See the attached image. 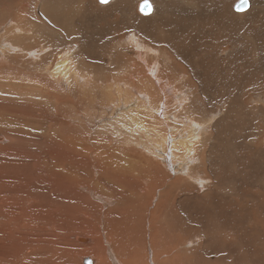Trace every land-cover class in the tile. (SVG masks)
Segmentation results:
<instances>
[{"label":"rangeland","instance_id":"obj_1","mask_svg":"<svg viewBox=\"0 0 264 264\" xmlns=\"http://www.w3.org/2000/svg\"><path fill=\"white\" fill-rule=\"evenodd\" d=\"M43 1L0 0V46L6 49L5 53H0V114L3 115L0 119H6L13 114L19 117L17 124H13L14 128L19 130L25 126L28 129L26 135L21 136L22 141L19 143L4 142L3 145L0 142V164L4 162L3 165H12L15 168L19 162L11 156L5 157V154H18L14 156L15 158L23 154L26 159L22 160L25 162L34 159L32 153L40 152L48 147L52 148L43 156L47 161L39 167V174L32 166L34 160L28 166H24L25 169L30 168L27 179L20 173L15 176L0 174L1 189L10 183L18 186V191L13 192L11 197L14 198L11 199L19 200L24 204H20L21 207L26 206V201L29 200L30 204L33 202L32 210L41 209L44 211L42 217L48 216V221L43 217L44 222L40 219L37 221L34 217L26 219V213L23 215L24 218L19 217L21 210L10 207L6 198L9 193L0 190L2 195L0 199V264H17L21 260V264H88L85 259L91 257L93 251L98 253L96 254L98 257H103L100 252L104 250L103 246L106 249L109 238L113 245L120 244L124 248L128 255V264H199V262L200 264H264V247L259 248L254 245L256 238L260 239L261 244L264 243V151H262L264 150V92L262 90L254 92L250 89L258 85L263 86L264 74L260 72V67L256 69L257 65L254 63L253 72L251 71L250 74H245L242 69H235L236 72L233 71L232 76L229 74V77L222 73V70L217 72L213 70L214 73L207 75V71H203L202 68L196 71L194 66H199L188 58L190 57L188 53L179 51L182 54L177 55L173 45H170V42L176 41L171 39L168 41L165 39L166 42H170L168 46L163 45L161 48L170 58H163V53L159 59L152 60L151 56L155 54L153 48L141 47L145 41L151 43L152 38L141 37L144 26L147 27L145 31H154V26L134 23L129 13L132 10L137 11L142 0H118L116 5H105L106 8H103L97 0H70L63 5H59L56 0ZM46 7L54 11L51 12ZM58 10L60 11L57 12ZM103 11H106V15ZM138 12L141 11L138 10ZM262 17L264 16L255 18L253 29L248 28L252 25L253 19H243L246 23H243V27L247 28L245 33H252L255 30L264 32V20L260 21ZM172 19L178 25L179 21H176L175 15ZM168 21L171 23L170 20ZM261 25L262 28H260ZM14 26L21 30H10ZM20 32L21 36L18 35ZM134 34L138 35L137 39L140 41L136 42L138 45L130 37ZM240 39L241 43L251 42L246 38ZM128 42H131V45L127 44ZM17 47H21L22 51ZM26 50H30L28 54ZM60 51L71 62V67L73 69L76 67L78 71L76 75L80 74L82 78L74 91L61 87L59 83L56 84L52 77L45 75L41 70L35 67L30 68L32 65L30 66L29 63L41 65L55 63ZM140 51H145L147 56H141ZM245 54L241 53L242 60L247 58ZM245 62L246 67H250L249 61ZM156 63L161 67H156ZM158 70L165 71L166 78L168 73L176 78L170 81L171 85L166 80L167 83L163 80L166 84L161 81V85L156 86L157 90L152 91V94L147 92L144 97H141L140 80L147 74L154 79ZM39 71L41 75H38ZM137 73L141 77L133 78ZM197 73H199L198 76ZM241 73L246 76L243 75V77ZM195 76L200 79H194ZM49 77L50 79H47ZM74 78L75 75H73V81ZM182 81H186V84L183 83L186 86L181 85ZM220 81L235 84L238 88L232 87L234 89L226 90L219 89L221 86L218 88L210 86ZM105 83L113 87L110 88ZM131 83L135 88L130 86ZM253 84L255 85L251 86ZM174 85L180 86L179 90L172 89ZM97 86L102 87L101 90ZM137 98L140 99L139 112H142L143 117L145 116L143 122L139 115L134 118L135 121L132 115H129V111L131 114L137 113L133 110ZM118 99H122L123 103L128 102L125 101L126 99L131 102L130 105L127 104L128 107H122L125 109L122 110L123 118L120 117L122 114L119 115L120 110H117L116 116L112 118ZM180 99L183 101H179ZM74 101H78L80 108L73 105ZM169 105L172 106L169 107ZM151 106H154L156 110ZM41 109L44 111L42 117H35L38 115L37 110ZM75 111L77 115H74ZM62 113L67 116L74 115L79 122V125L75 127L79 133H84L86 127H90L91 150L83 149L84 146L90 145L88 141H84L83 146H78L76 151L67 145L60 146L57 138L48 135L49 128L59 130V125L68 121L63 118ZM28 118H31L30 121ZM52 121L59 124H51ZM68 123H71L70 120ZM0 124L1 127L7 128L12 125L1 120ZM189 130L193 134L194 130L200 136L195 140V151L191 157L189 155L185 161L182 155L176 159L173 158L168 145L167 147L164 145L167 153L162 152L160 145L163 144V137H173L171 143L182 145L181 136H186ZM257 136L258 140L254 141L253 138ZM79 140L82 141L80 136ZM178 149H175V152L186 155L181 146ZM165 155L168 156V161L164 160ZM192 158L198 159L194 161ZM153 165L156 171L152 168ZM151 170L156 174L149 175ZM34 174L35 177H33ZM177 178L179 182H175ZM172 182H175L173 186H171ZM13 184L9 191L13 189ZM18 192L19 195H15ZM43 205L49 207L43 208L45 207ZM48 208L50 210H47ZM45 210L50 211L51 215ZM103 217L106 220L102 219ZM143 228L147 229V245L141 242ZM149 229H151L152 237H155V244L152 246L156 251L149 244L151 240ZM104 230L107 236L104 235ZM23 236H25L24 239ZM91 238L95 240L90 241ZM134 238L142 239L134 240ZM220 254L222 255L219 256ZM108 257L112 264H119L110 254Z\"/></svg>","mask_w":264,"mask_h":264},{"label":"bare ground","instance_id":"obj_2","mask_svg":"<svg viewBox=\"0 0 264 264\" xmlns=\"http://www.w3.org/2000/svg\"><path fill=\"white\" fill-rule=\"evenodd\" d=\"M43 1V0H42ZM52 1V0H51ZM58 3H59V5H63V3H68L70 0H56ZM77 1V0H76ZM97 1H99V0H97ZM117 1L118 0H109V2H107V3H102V2H100L99 1V3H101V6H103V8L105 7L106 8V6H114V5H116V3H117ZM145 1H148L149 3H150V5H151V11L150 12H148V13H145V12H143V11H141L140 10V5H141V3H143V2H145ZM44 3H45V1H43ZM75 2V1H74ZM73 2V3H74ZM119 2H121V1H119ZM118 2V3H119ZM78 3V2H77ZM88 5H89V3H87ZM74 5H75V3H74ZM84 5V4H83ZM86 5V4H85ZM84 5V6H85ZM88 5H86V6H88ZM106 5V6H105ZM135 5V4H134ZM133 5V6H134ZM22 6H24V5H22ZM45 6V5H44ZM100 6V7H101ZM67 7V6H66ZM65 7V8H66ZM69 7V6H68ZM99 7V8H100ZM123 7H125V6H123ZM76 8V7H75ZM82 8H85V7H82ZM130 8H132V7H130ZM135 8V7H134ZM46 9H48V7H46ZM77 9V8H76ZM49 11H51L52 9H48ZM85 10V9H84ZM83 10V11H84ZM108 10V9H107ZM106 10V11H107ZM138 10H140L142 13H144V14H142L141 12H138ZM54 11V10H53ZM53 11H51V12H53ZM56 11V10H55ZM60 10H58L57 12H59ZM63 11V10H62ZM66 11H67V9H66ZM70 11V10H69ZM94 11H95V9H94ZM106 11L104 12V14L106 13ZM109 11H110V8H109ZM108 11V12H109ZM25 13H27L26 11H24ZM44 12V11H43ZM48 12V11H47ZM73 12H75V11H73ZM77 12V11H76ZM117 12V11H116ZM50 13V12H49ZM94 13V12H93ZM92 13V14H93ZM99 13V12H98ZM102 13V12H101ZM113 13V12H112ZM122 13V12H121ZM129 13L131 14V19L134 21V23H142V25H147V26H154V31L152 30V31H148V30H146L145 31V28H147L146 26H144V32H142V37L141 38H144L145 36H148L149 38H152V40H151V43H148V42H146L145 41V43H144V45H139V46H141V47H145L146 49H148L149 47H151V48H153V50L155 51V54H153L151 57H150V55H149V57L153 60V59H159V57H161L162 56V54L164 53L163 52V50L161 49V48H163V45L165 46H168V43L170 42H166V41H168V40H174V41H176L175 43H171L170 42V45L172 44L173 45V48H175V52H176V54L177 55H179V54H182V53H180L179 51H182V52H184V53H188V55L190 56V57H188L189 59H191L192 60V62L194 63V64H197L199 67H196V66H194V68L196 69V71L198 70H200L201 68L203 69V71H207V75L209 74H211V73H214V71L213 70H215L216 72L217 71H220V70H222L223 72L222 73H225L226 75H228V77H229V74L232 76V72L233 71H235V69L237 70V69H242L243 70V72L245 73V74H250L251 73V71L253 72V64L255 63L256 65H257V67H256V69L257 68H259L260 67V72L262 73V74H264V32L263 31H258L257 32V30H255V32H252V33H245L246 32V30H247V28L246 27H243V23H244V20L243 19H245V18H251V19H253V20H251V26L250 27H248V28H254L255 26V22H256V17L257 16H261V15H263L264 16V0H142V2H140L139 3V9H137V11H129ZM60 14V13H59ZM62 14V13H61ZM44 15H46L47 16V14H44ZM52 15V14H51ZM89 15V14H88ZM91 15V14H90ZM89 15V16H90ZM95 15V14H94ZM100 15V14H99ZM98 15V16H99ZM106 15V14H105ZM109 15V14H108ZM111 15V14H110ZM176 16V21L178 20L179 21V23H178V25H176L175 24V22L173 21V19H172V16ZM84 16V15H83ZM103 16V15H102ZM111 16H113V15H111ZM25 17V16H24ZM44 17V16H43ZM49 17V16H48ZM94 17V16H93ZM96 17V16H95ZM39 18V17H38ZM45 18V17H44ZM87 18V17H86ZM89 18V17H88ZM106 18V17H105ZM259 18V17H258ZM98 19V18H97ZM33 20V19H32ZM36 20V19H35ZM99 20V19H98ZM106 20V19H105ZM168 20H170L171 21V23L168 21ZM264 20V17H262L261 19H260V21H263ZM37 21V20H36ZM39 21H40V19H39ZM48 21V20H47ZM53 21V20H52ZM40 22H42V21H40ZM49 22V21H48ZM105 22V21H104ZM132 22V21H131ZM11 23V22H10ZM44 23V22H43ZM103 23V22H102ZM48 24V23H47ZM53 23H51V25H52ZM55 24H57V23H55ZM72 24V23H71ZM106 24V23H105ZM104 24V25H105ZM244 24H246V23H244ZM22 25V24H21ZM43 25V24H42ZM49 25V24H48ZM102 25V24H101ZM9 26V25H8ZM47 26V25H46ZM50 26V25H49ZM112 26V25H111ZM10 27V26H9ZM110 27V26H109ZM260 27V26H259ZM264 27V26H263ZM22 28V27H21ZM35 28H36V26H35ZM260 28H262V25H261V27ZM1 29H2V27H1ZM17 30V29H20V28H18L17 26H14V27H12V28H10V30ZM25 29V28H24ZM24 29L22 30V31H24ZM28 29V28H27ZM131 29V28H130ZM9 30V31H10ZM21 30V29H20ZM26 30V29H25ZM63 30V29H62ZM99 30H100V27H99ZM64 31V30H63ZM73 31H75V30H73ZM129 31V30H128ZM97 32V31H96ZM100 32V31H99ZM102 32V31H101ZM28 33V32H27ZM92 33H93V31H92ZM78 34V33H77ZM76 34V35H77ZM107 34V33H106ZM126 34V33H125ZM129 34V33H128ZM18 35H22V33L20 32V34H18ZM102 35V34H101ZM105 35V34H104ZM103 35V36H104ZM79 36V35H78ZM129 36V35H128ZM127 36V37H128ZM133 36V37H132ZM132 36H130L131 38H132V41L134 42V43H139L140 41H139V39H137V37H138V35L136 36L135 34L134 35H132ZM130 37H129V39H130ZM246 38V39H249V40H251V42L248 44V42H247V44L246 43H241L242 42V40L240 39V38ZM128 39V38H127ZM165 39H166V41H165ZM101 40H102V38H101ZM13 41V40H12ZM34 41V40H33ZM144 41V40H143ZM99 43H100V41H99ZM101 43H103L102 41H101ZM123 43V42H122ZM125 43V42H124ZM136 43V44H137ZM154 43V44H153ZM43 44V43H42ZM127 44H130L131 45V42L129 43H127ZM122 45V44H121ZM126 45V44H125ZM124 45V46H125ZM138 45V44H137ZM137 45H136V47H137ZM92 46V45H91ZM123 46V45H122ZM16 47V46H15ZM42 47H43V45H42ZM133 47V46H132ZM18 48V47H17ZM150 48V49H151ZM177 48H179L180 50H178ZM18 49H21V47L20 48H18ZM40 49V48H39ZM60 49V48H59ZM70 49V48H69ZM138 49H142V48H138ZM149 49V51H150V53H151V50ZM8 50V49H7ZM45 50V49H44ZM143 50H145V49H143ZM153 50H152V52H153ZM21 51H22V49H21ZM29 51L30 50H26L25 52H27V54L29 53ZM35 51H36V49H35ZM148 51V50H147ZM174 51V50H173ZM6 52V49L4 48V47H2V46H0V53H5ZM24 52V51H23ZM141 53V56H143V55H145V51L143 52V51H140ZM175 52H174V54H175ZM63 52L62 51H60L59 52V54L57 55L58 56V60L55 62V63H48V64H44V65H41L40 63H29L30 64V68H32V67H35L36 69H39V70H41L45 75H47V76H50V77H52V79H53V81H55V83L56 84H58L59 83V85L61 86V87H66L67 89H69L70 91H74L75 90V87H77V83H78V81H80L82 78H81V76H80V74H78V75H76V73H78V71L76 70V67L73 69L72 67H71V62L70 61H68V59H67V57L65 56L64 57V53L62 54ZM179 53V54H178ZM241 53H246L247 54V58L245 59V60H242V57H241ZM38 54H40V53H38ZM138 54H139V51H138ZM245 54V55H246ZM7 55V54H6ZM42 55V54H41ZM172 55V54H171ZM176 55V56H177ZM5 56V55H4ZM35 56H37V55H35ZM73 56H74V54H73ZM109 56V55H108ZM147 55H145V57H146ZM183 56H185V55H183ZM70 57V56H69ZM137 57V56H136ZM163 58H165V59H167V58H170L169 57V55H167L166 53H164L163 54V56H162ZM178 57V56H177ZM6 57H4V59H5ZM37 58V57H36ZM143 58V57H142ZM183 58V57H182ZM182 58L180 59V61L182 60ZM184 58H186V57H184ZM110 59V58H109ZM179 59V58H178ZM187 59V58H186ZM0 60H1V58H0ZM6 60V59H5ZM139 60V59H138ZM137 60V61H138ZM141 60V59H140ZM143 60V59H142ZM144 60H146L145 58H144ZM162 60V59H161ZM176 60H177V58H176ZM246 60H248L249 61V65L248 66H250V67H246ZM6 61H8V60H6ZM52 61V60H51ZM75 61V60H74ZM134 62H135V60H133ZM12 62H13V60H12ZM157 62V61H156ZM183 62V61H182ZM144 63H145V61H144ZM151 63V62H150ZM6 64H7V62H6ZM13 64V63H12ZM189 64V63H188ZM4 65H5V63H4ZM21 65H22V63H21ZM75 65V64H74ZM74 65H72V66H74ZM146 65V64H145ZM156 67H161V66H158V64L156 63ZM174 67V66H173ZM185 67H187V66H185ZM154 68V67H153ZM152 69V68H151ZM157 69V68H156ZM159 69V68H158ZM189 69V68H188ZM255 69V68H254ZM147 70H148V68H147ZM153 70V69H152ZM165 70V69H164ZM245 70H247V72L245 71ZM38 71V70H37ZM41 71H39V73H38V75H41L40 74V72ZM159 71V70H158ZM167 71V70H166ZM26 72V71H25ZM32 72V71H31ZM190 72V71H189ZM236 72V71H235ZM234 72V73H235ZM240 72V71H239ZM257 72V71H256ZM255 72V73H256ZM15 73H17V72H15ZM22 73H23V71H22ZM30 73V72H29ZM126 73V72H125ZM154 73V72H153ZM155 73H157V71L155 72ZM164 73H165V71H163V70H161V71H159L158 72V74H157V76H154V79H153V76H151L152 77V79H150L151 77H149L148 76V74L147 75H144V77H143V81L142 80H140V83H141V85H140V92H139V94L141 95V97H144V94H146L147 92H150V94H152V91H154V90H157L156 89V86L158 87V85L160 84L161 85V81L163 82V80H164V82H169L170 84L169 85H171V82L170 81H172L173 80V78H176V77H174L172 74H167V78L164 76ZM219 73V72H218ZM150 75L152 74V73H149ZM196 74V73H195ZM198 74L199 73H197V76H198ZM216 74V73H215ZM242 74V73H241ZM245 74H242V76L243 75H245ZM29 75V74H28ZM31 75V74H30ZM73 75H75V78H74V81H73ZM129 75H131V74H129ZM220 75V74H219ZM235 75V74H234ZM238 75V74H237ZM257 75V74H256ZM261 75V74H260ZM259 75V76H260ZM35 76V75H34ZM140 76V74L139 73H137L136 74V76H133V78H137V77H139ZM240 76V75H239ZM246 76V75H245ZM255 76V75H254ZM258 76V77H259ZM45 77V76H44ZM50 77L49 78H47V79H50ZM113 77V76H112ZM127 77V76H126ZM141 77V76H140ZM148 77V78H147ZM193 77V76H192ZM219 77H221V76H219ZM219 77H217L218 79H219ZM236 77V76H235ZM244 77V76H243ZM242 77V78H243ZM257 77V76H256ZM29 78V77H28ZM181 78V80H183V78L182 77H180ZM199 79H200V77H198ZM198 78H196V76H195V78L194 79H198ZM234 78V77H233ZM21 79V78H20ZM42 79V78H41ZM193 79V78H192ZM237 79V78H236ZM241 79V78H240ZM255 79V78H254ZM257 79V78H256ZM29 80V79H28ZM35 80V79H34ZM113 80V79H112ZM166 80V81H165ZM253 80V79H252ZM37 81V80H36ZM43 81V80H42ZM113 81H115V80H113ZM176 81H178V80H176ZM194 81V80H193ZM217 81H219V80H217ZM230 81V80H229ZM237 81H238V79H237ZM237 81H235L236 83H237ZM111 82V81H110ZM163 82V83H164ZM166 82V83H167ZM195 82V81H194ZM241 82V81H240ZM250 82V81H249ZM253 82H254V80H253ZM252 82V83H253ZM257 82V81H256ZM263 82H264V80H263ZM31 83H34V82H31ZM37 83H39L38 81H37ZM103 83V82H102ZM109 83V82H108ZM108 83H105V85L107 84V86L108 87H110V84H108ZM121 83V82H120ZM136 83V82H135ZM166 83H164V84H166ZM183 83L184 84H186V81H182V84L181 85H183ZM247 83V82H246ZM245 83V84H246ZM50 84V83H49ZM79 84V83H78ZM113 84V83H112ZM117 84H119V83H117ZM121 84H123V82L121 83ZM125 84V83H124ZM127 84V83H126ZM178 84V83H177ZM191 84H194V83H191ZM196 84H197V82H196ZM200 84H201V81H200ZM203 84V83H202ZM238 84V83H237ZM258 84V83H257ZM256 84V85H257ZM14 85H16V84H14ZM17 85H19V84H17ZM43 85V84H42ZM129 85V84H128ZM128 85H127V88H128ZM136 85V84H135ZM199 85V84H198ZM248 85V84H247ZM255 84H253V85H251V86H254ZM24 86V85H23ZM101 86L103 87V85L101 84ZM125 86V88H126V85H124ZM130 86H132V83L130 84ZM168 86V85H167ZM175 86V87H174ZM174 86H172L171 88L172 89H177V90H179L178 88H180V86H178V85H174ZM184 86H186V85H183V87ZM200 86V85H199ZM210 86H216L217 88L219 87V86H221V87H219V89H234V88H238L237 86L235 87V84H231V83H229V84H227V82H223V81H220L219 83H216V84H212V85H210ZM4 87V86H3ZM19 87H21V86H19ZM47 87V86H46ZM97 87H99V86H97ZM96 87V88H97ZM101 87V88H102ZM111 87H113V85H111ZM110 87V88H111ZM133 87V86H132ZM161 87V86H160ZM163 87L165 88V85H163ZM193 87V86H192ZM232 87H234V88H232ZM66 88H65V90H66ZM72 88V89H71ZM74 88V89H73ZM101 88L99 87V89L101 90ZM129 88H131V87H129ZM133 88H135V87H133ZM162 88V87H161ZM186 88H188V87H186ZM244 88V87H243ZM243 88H241V90L243 89ZM38 89V88H37ZM61 89H63V88H61ZM105 89H106V87H105ZM105 89H103V90H105ZM114 89V88H113ZM112 89V90H113ZM119 89H120V87H119ZM189 89V88H188ZM203 89V88H202ZM252 91H263L264 92V83H263V86H254V87H251L250 88ZM249 89V90H250ZM64 90V89H63ZM107 90H108V88H107ZM134 91H135V89H133ZM184 90V89H183ZM218 90V89H217ZM44 91H45V89H44ZM121 91V90H120ZM127 91V90H126ZM114 92V91H113ZM119 92V91H118ZM163 92H164V90H163ZM174 92V91H173ZM200 92V91H199ZM218 92V91H217ZM66 93V92H65ZM67 93H68V91H67ZM97 94H98V92H96ZM99 93H100V91H99ZM110 93V92H109ZM108 93V94H109ZM112 93V92H111ZM115 93H116V91H115ZM114 93V94H115ZM170 93H172V92H170ZM183 93V92H182ZM240 93V92H239ZM248 93V92H247ZM120 94V93H119ZM137 94V93H136ZM157 94V93H156ZM155 94V95H156ZM178 94V93H177ZM240 94H242V93H240ZM69 95V94H68ZM102 95V94H101ZM112 95V94H111ZM155 95H153V96H155ZM163 95V94H162ZM168 95H170V94H168ZM178 95H180V94H178ZM189 95V94H188ZM219 95V94H218ZM248 95V94H247ZM262 95V94H261ZM264 95V94H263ZM88 96V95H87ZM108 96V95H107ZM117 96H118V94H117ZM117 96H115V97H117ZM125 96V95H124ZM147 96V95H146ZM145 96V97H146ZM174 96V95H173ZM220 96V95H219ZM227 96V95H226ZM103 97H105L104 95H103ZM111 96H109V98H110ZM157 97V96H156ZM175 97H177V96H175ZM179 97V96H178ZM181 97V96H180ZM179 97V98H180ZM223 97V96H222ZM228 97V96H227ZM121 98V97H120ZM133 98V97H132ZM148 98V97H147ZM150 98V97H149ZM161 98H162V96H161ZM182 98V97H181ZM247 98V97H246ZM9 99V98H8ZM151 99V98H150ZM149 99V100H150ZM168 99V98H167ZM222 99V98H221ZM232 99V98H231ZM235 99V98H234ZM248 99V98H247ZM111 100V99H110ZM109 100V101H110ZM145 100V99H144ZM143 100V101H144ZM152 100V99H151ZM155 100V99H154ZM176 100V99H175ZM182 99H180L179 101H181ZM246 100V99H245ZM251 100H252V98H251ZM125 101H128V102H126V103H123L122 102V99H118V101H117V105H115V108H116V110L112 113V115H111V117L112 116H116V111L117 110H120V114L119 115H121L122 114V116H120V117H122L123 118V111L122 110H125V109H122V107H128V105L127 104H129L130 105V102L131 101H129V99H126ZM136 101H137V103L136 102H134V105L135 106H133L132 104H131V106H133V110H134V112H137V113H135V114H131V112L129 111V115H132L131 117L134 119L135 117H138V115H139V117H140V119H142V122H143V119H144V117L141 115V113L139 112V107H138V105L140 104V99L139 98H137L136 99ZM148 100H146V102H147ZM170 101H173V100H170ZM183 101V100H182ZM75 102V104H73V105H75L76 107H78V101H74ZM80 102H81V100H80ZM112 102H114V101H112ZM111 102V103H112ZM142 102V101H141ZM145 102V101H144ZM143 102V103H144ZM169 102V101H168ZM12 103V102H11ZM85 103V102H84ZM109 102H107V104H108ZM115 104H116V102H114ZM136 103V104H135ZM143 103H142V105H143ZM151 103V102H150ZM162 103H164V102H162ZM179 104H180V102H178ZM233 103V102H232ZM72 104V103H71ZM88 104V103H87ZM144 104H147V103H144ZM160 104V103H159ZM158 104V105H159ZM166 104V103H165ZM173 104V103H172ZM175 104V103H174ZM183 104H186V103H183ZM161 105H163V104H161ZM181 106H182V104H180ZM187 105V104H186ZM105 106V105H104ZM117 106H118V108H117ZM157 106V105H156ZM155 106V107H156ZM167 106V105H166ZM172 106V105H171ZM170 105H169V107H171ZM239 106H240V103H239ZM238 105H236V107H238V108H240ZM75 107V108H76ZM130 107V106H129ZM154 107V106H153ZM152 106H151V108H153ZM160 107V106H159ZM184 107V106H183ZM183 107H181V108H183ZM242 107V106H241ZM69 108V107H68ZM73 108H74V106H73ZM78 108H80V107H78ZM112 108V107H111ZM147 108H150V107H147ZM146 108V109H147ZM162 108V107H161ZM257 108V107H256ZM86 109V108H85ZM154 109V108H153ZM163 109V108H162ZM171 109V108H170ZM244 109V108H243ZM67 110H69V109H67ZM141 110V109H140ZM154 110H156V109H154ZM178 110V109H177ZM259 110V109H258ZM22 111V110H21ZM71 111V110H70ZM73 111V110H72ZM111 111V110H110ZM122 111V112H121ZM149 111H152V110H149ZM169 111V110H168ZM176 111V110H175ZM8 112V111H7ZM15 112V111H14ZM43 109H41L40 111L39 110H37V114L38 115H36L35 117H42V115H43ZM76 112V111H75ZM157 112V111H156ZM160 112V111H159ZM10 113V112H9ZM68 113V112H67ZM70 113H72V112H70ZM111 113V112H110ZM153 113V112H152ZM163 113H164V111H163ZM173 113V112H172ZM176 113V112H175ZM39 114H41V115H39ZM63 114V113H62ZM62 114H61V117H62ZM171 114V113H170ZM1 116H0V118H2V114H0ZM11 115V114H10ZM74 115H77V112H76V114L74 113ZM74 115L72 114V115H70L69 114V116H67V114H63V118L66 120V119H68V121L70 120V122L71 123H68V121H64V122H62L60 125H59V127H60V129L59 130H57V129H54V128H49L48 129V135L49 136H53V137H55V138H57L58 139V143H59V145L60 146H64V145H67L70 149H73V150H76L77 151V148H78V146H83V142L84 141H88L89 143H90V145L89 146H84L83 147V149L84 150H87V151H89V149L91 150V129H90V127H86V130L85 129H83V131H84V133L83 132H81V133H79L78 132V130H76L75 129V127H77V125H79V122H77V120H76V118L74 117ZM146 115V114H145ZM150 115V114H149ZM161 115V114H160ZM164 115H165V113H164ZM237 115H238V113H237ZM7 116H9V115H7ZM53 116V115H52ZM55 116V115H54ZM57 116V115H56ZM104 116V115H103ZM109 116V115H108ZM168 116V115H167ZM175 116V115H174ZM173 116V117H174ZM256 116V115H255ZM21 117V116H20ZM77 117V116H76ZM82 117H83V115H82ZM114 117H112V118H114ZM117 117H119L118 115H117ZM141 117H143V118H141ZM150 117V116H149ZM158 117V116H157ZM160 117V116H159ZM168 117H170V116H168ZM179 117V116H178ZM261 117H263V116H261ZM108 118V117H107ZM127 118H128V116H127ZM175 118V117H174ZM264 118V117H263ZM29 119V121H30V119L31 118H28ZM28 119H24V120H28ZM121 119V118H120ZM129 119V118H128ZM159 119V118H158ZM168 119V118H167ZM177 119V118H176ZM1 120V122H8L9 124H12V125H10L9 126V128H7V127H5V126H3V127H1L0 126V132H1V134H0V142H1V144H9L10 142H14L15 143V141H16V143H19V142H21L22 141V135H26V133L28 132V129H27V127H25V126H23V127H21L19 130L17 129V128H14V126H13V124H17V122H18V120H19V117L17 116V117H15L13 114H12V116L10 117H8V118H6V119H0ZM137 120V119H136ZM151 120H153V119H151ZM155 120V119H154ZM159 120H161V117H160V119ZM212 120V119H211ZM240 120V119H239ZM248 120V119H247ZM78 121H81V120H78ZM107 121V120H106ZM114 121V120H113ZM120 121V120H119ZM134 121H135V119H134ZM141 121V120H140ZM82 122V121H81ZM123 122V121H122ZM125 123H126V121H124ZM123 122V123H124ZM132 122V121H131ZM148 122V121H147ZM163 122H165V121H163ZM168 122H169V120H168ZM211 122V121H210ZM218 122V121H217ZM117 123V122H116ZM122 123V124H123ZM138 123V122H137ZM170 123V122H169ZM51 124H59V122H56V121H52L51 122ZM132 124H133V122H132ZM135 124V123H134ZM146 124V123H145ZM184 124V123H183ZM211 124V123H210ZM1 125V124H0ZM92 125V124H91ZM125 125V124H124ZM139 125V124H138ZM154 125V124H153ZM158 125V124H157ZM160 125V124H159ZM192 125H195V124H192ZM217 125V124H216ZM110 126V125H109ZM128 126H130V125H128ZM132 126V125H131ZM137 126V125H136ZM152 126V125H151ZM161 126V125H160ZM163 126V125H162ZM166 126H168L167 124H166ZM176 126V125H175ZM187 126V125H186ZM203 126V125H202ZM212 126H214V125H212ZM25 127V128H24ZM79 127V126H78ZM123 127V126H122ZM141 127H143V126H141ZM146 127V126H145ZM172 127V126H171ZM192 127V126H191ZM204 127V126H203ZM202 127V128H203ZM218 127V126H217ZM125 128V127H124ZM132 128V127H131ZM151 128V127H150ZM160 128V127H159ZM173 128V127H172ZM177 128V127H176ZM179 128V127H178ZM228 128V127H227ZM230 128V127H229ZM228 128V129H229ZM245 128V127H244ZM80 129H82V128H80ZM187 129H189V128H187ZM93 130V129H92ZM127 130L129 131V129L127 128ZM132 130H134L135 131V129H133L132 128ZM177 130V129H176ZM182 130V129H181ZM181 130H179V131H181ZM243 130V129H242ZM141 131H142V129H141ZM147 131H149L148 129H147ZM157 131V130H156ZM158 131H159V129H158ZM184 131H185V129H184ZM188 131V130H187ZM187 131H186V133H187ZM190 132H188L187 134H186V136H181V138H182V141H183V144L182 145H180V144H178V143H171V141H173V137H171V135H170V137L172 138V140H170L171 138H167V136L166 135H164V136H166V137H163V144H161L160 146H161V149H162V152L163 153H167L166 152V148L165 147H167V145H168V147L170 148V151L169 152H171L172 153V157L173 158H177L178 156H181L182 158H183V160L185 161V160H187V158H189V155H190V157L194 154V146L196 145V141L195 140H197V138L198 137H200L199 135H198V133H195V131L193 130V132H194V134L191 132V130H189ZM203 131V130H202ZM252 131V130H251ZM46 132V133H47ZM127 132V131H126ZM133 132V131H132ZM155 132V131H154ZM174 132H176V131H174ZM182 132V131H181ZM180 132V133H181ZM256 132V131H255ZM3 133V134H2ZM44 133V132H43ZM49 133H52V134H49ZM162 133V132H161ZM178 133V132H177ZM207 133V132H206ZM241 133V132H240ZM243 133V132H242ZM260 133H262V131L260 132ZM15 134V135H14ZM142 134V133H141ZM144 134V133H143ZM170 134V133H169ZM173 134V133H172ZM264 134V133H263ZM120 135V134H119ZM132 135V134H131ZM155 135V134H154ZM178 135V134H177ZM238 135H239V133H238ZM22 136V137H21ZM79 136H80V138L82 139V141L81 140H79ZM143 136V135H142ZM146 136H147V132H146ZM153 136V135H152ZM163 136V135H162ZM161 136V137H162ZM174 136H175V133H174ZM240 136V135H239ZM251 136V135H250ZM255 136V135H254ZM128 137V136H127ZM157 137H159V136H157ZM156 137V138H157ZM205 137V136H204ZM228 137V136H227ZM147 138V137H146ZM148 138H149V135H148ZM54 139V138H53ZM135 139V138H134ZM153 139V138H152ZM176 139H178V138H176ZM225 139H226V137H225ZM252 139V138H251ZM48 140V139H47ZM144 141H145V139H143ZM159 140V139H158ZM179 140V139H178ZM253 140L254 141H256V140H258V136L256 137V138H253ZM141 141V140H140ZM200 141V140H199ZM262 141V140H261ZM3 142V143H2ZM5 142V143H4ZM37 142V141H36ZM45 142V141H44ZM128 142V141H127ZM179 142V141H178ZM251 142V141H250ZM140 143V142H139ZM151 143V142H150ZM149 143V144H150ZM157 143H159V141L157 142ZM168 143V144H167ZM171 143V144H170ZM0 144V145H1ZM11 144V143H10ZM137 144V143H136ZM145 144V143H144ZM149 144H148V146H149ZM201 144V143H200ZM164 145H166L165 147H164ZM254 145H255V143H254ZM19 146V145H18ZM128 146V145H127ZM142 146V145H141ZM146 146V145H145ZM147 146V147H148ZM158 146H159V144H158ZM179 146H181L182 147V149H183V151H185L186 152V155L185 154H183V153H178V152H175V149H177V150H179L178 148H179ZM236 146V145H235ZM261 146V145H260ZM31 147V146H30ZM151 147H153V145L151 146ZM1 148V147H0ZM6 148V147H5ZM165 148V149H164ZM193 148V149H192ZM232 148H234L233 146H232ZM52 148L51 147H48L47 149H43V150H41L40 152H35V153H32V158H34V159H30V160H26L25 162L22 160V159H26V157L22 154V155H20L19 154V158H15L14 156H17L15 153L14 154H9L8 152V154L9 155H7V154H5L4 156L5 157H9V156H11V157H13L14 159H16L18 162H19V164L14 168L12 165H3V163H1L0 164V174L2 175L3 173L4 174H9L10 176H15V175H17V174H21L23 177H25L26 179L27 178H29V175H30V168H28V169H25V167L24 166H28L29 164H31L32 163V160H34V163H33V165L32 166H34L36 169H35V171L39 174V167L42 165V163L43 162H46L47 160H46V158H43V156L45 155V154H47V152H49L50 150H51ZM150 149V148H149ZM181 149V148H180ZM214 149V148H213ZM146 150V149H145ZM159 150V149H158ZM176 150V151H177ZM25 151V150H24ZM181 151V150H180ZM262 151H264V150H262ZM19 152V151H18ZM128 152V151H127ZM153 152V151H152ZM161 152V151H160ZM235 153V152H234ZM151 154H153V153H151ZM158 154V153H157ZM157 154H156V156H157ZM170 153H168V155H169ZM183 155H185L184 157H183ZM188 155V156H187ZM260 155H262V154H260ZM259 155V156H260ZM128 156V155H127ZM160 156V155H159ZM170 156V155H169ZM155 157V156H154ZM165 158H164V160L166 161H168V156H164ZM170 158V157H169ZM181 158V159H182ZM238 158V157H237ZM264 158V157H263ZM0 159H1V157H0ZM161 159H163V158H161ZM198 158H192V160H197ZM221 159H223V157L221 158ZM257 159H258V156H257ZM179 160H180V158H179ZM178 160V162L180 163V161ZM183 160H182V162H183ZM189 160V159H188ZM239 160V159H238ZM261 160V159H260ZM259 160V161H260ZM164 161V162H165ZM176 161V160H175ZM190 161V160H189ZM262 161V160H261ZM163 162V161H162ZM177 162V161H176ZM176 162H175V165H176ZM257 162V161H256ZM173 163V162H172ZM187 163V162H186ZM191 163H193V162H191ZM221 163V162H220ZM70 164V163H69ZM96 165V164H95ZM257 165V164H256ZM263 165V164H262ZM64 166H65V164H64ZM167 166V165H166ZM180 166V165H179ZM182 166V165H181ZM218 166H219V164H218ZM89 168V167H88ZM96 168V167H95ZM131 168V167H130ZM153 169H154V171H156V169H155V166L153 165V167H152ZM261 168H262V166H261ZM264 168V167H263ZM133 170H134V168H132ZM150 169V168H149ZM181 169V168H180ZM179 169V170H180ZM79 170V169H78ZM93 170H94V168H93ZM261 170V169H260ZM76 171H77V169H76ZM98 171V170H97ZM130 171V173H132L131 172V169L129 170ZM178 173V172H177ZM187 173V172H186ZM110 174V173H109ZM154 174H156L155 172H153L152 170H151V172L149 173V175H154ZM260 174V173H259ZM66 175V174H65ZM166 175V174H165ZM78 176V175H77ZM250 176V175H249ZM33 177H35V174H34V176ZM218 177H219V175H218ZM217 178V177H216ZM215 178V179H216ZM192 179V178H191ZM196 180V179H195ZM219 180V179H218ZM236 181V180H235ZM237 181H239V180H237ZM109 182V181H108ZM175 182H179V179L177 178L176 179V181ZM175 182H172L171 183V186H173L174 184H175ZM199 182V181H198ZM201 182V181H200ZM199 182V183H200ZM235 183V182H234ZM11 184H13V183H10L9 185H7V186H4L2 189L0 188V190H3V192L5 191L6 193H9V196H7L6 198H8V205L10 206V207H12V208H19L20 210H21V212H20V215L21 216H19V217H22V218H24L23 217V215L26 213V219H29V218H32V217H34V218H36V220L38 221L39 219L41 220V222H44L43 221V217H45L46 218V220L48 219L47 217L48 216H43L42 217V215H43V212L44 211H41V209H33L32 210V204H33V202H32V204H30V202H29V200L28 201H26L27 203H26V206H23V207H21V205L20 204H22V203H20V201L19 200H15V199H11V198H14V197H11V195H13V192L14 191H18L17 189H18V186L17 185H15V184H13V189L11 190V191H9V189H10V187H11ZM107 185V184H106ZM49 186V185H48ZM258 186H260L259 184H258ZM79 187H81V186H79ZM85 188V187H84ZM87 188V187H86ZM261 188V187H260ZM259 188V189H260ZM52 189V188H51ZM85 191V190H84ZM94 192V191H93ZM158 192V191H157ZM228 192V191H227ZM240 192V191H239ZM0 193H1V191H0ZM12 193V194H11ZM158 194V193H157ZM227 194H229V193H227ZM15 195H19V192L18 193H16ZM14 195V196H15ZM231 195V194H230ZM238 195V194H237ZM90 196V195H89ZM99 196V195H98ZM1 197H2V195L0 194V199H1ZM101 197V196H100ZM93 198V197H92ZM19 199H21V198H19ZM27 199V198H26ZM95 199V198H94ZM97 199V198H96ZM157 199V198H156ZM111 201V199L109 200V202ZM101 202V201H100ZM104 202H106L105 200H104ZM108 202V201H107ZM109 202H108V204H109ZM120 202V201H119ZM111 203V202H110ZM29 204V205H28ZM95 204H97V203H95ZM112 204H113V202H112ZM111 204V205H112ZM22 205H24V204H22ZM92 205V204H91ZM43 206H45V207H43V208H47V207H49V206H47L46 207V205H43ZM39 208H41L40 206H39ZM101 208V207H100ZM103 208V207H102ZM16 210V209H15ZM43 210V209H42ZM47 210H50L49 208L47 209ZM16 212H17V210H16ZM45 212L47 213V214H49V215H51L50 213V211H46L45 210ZM104 212V211H103ZM17 214H19V212L17 213ZM114 214V213H113ZM104 216V215H103ZM59 218H60V216H58ZM49 218H50V216H49ZM114 218V217H113ZM264 218V217H263ZM102 219H104V220H106V218L105 217H103ZM51 220V219H50ZM93 220H94V218H93ZM1 221V220H0ZM48 221V220H47ZM55 222V221H54ZM95 222V221H94ZM105 223H106V221H104ZM126 222V221H125ZM48 223V222H47ZM100 223V222H99ZM44 224V223H43ZM146 223L144 222V225H145ZM28 225V224H27ZM46 225H48V224H46ZM53 226V225H52ZM103 226V225H102ZM101 226V227H102ZM124 227H126L125 225H124ZM134 228V227H133ZM133 228H132V230H133ZM137 228V227H136ZM135 228V229H136ZM140 228V227H139ZM242 228V227H241ZM107 230V229H106ZM232 230V229H231ZM73 231H74V229H73ZM100 231V230H99ZM134 231V233H135V230H133ZM141 231V230H140ZM149 231H150V236H151V240H149V244H150V246L152 247V249L153 250H155L154 248H153V246H152V244H155V237H152V233H151V229H149ZM19 233L18 234H20V231H18ZM75 232V231H74ZM115 232V231H114ZM15 233H16V231H15ZM104 235L105 234H107L106 232H105V230H104ZM102 233V234H103ZM113 233V232H112ZM133 233V232H132ZM143 236H142V238H143V240H141V242L143 241L144 242V244L145 245H147V242H146V240H147V229L146 228H143ZM33 234V233H32ZM74 234H76V233H74ZM78 234V233H77ZM101 234V233H100ZM129 234V233H128ZM131 234V233H130ZM22 235V234H21ZM27 235H29V233L27 234ZM27 235H25V236H27ZM34 235V234H33ZM93 235V234H92ZM118 235V234H117ZM126 235V234H125ZM141 235V234H140ZM25 236H23L22 238L24 239L25 238ZM84 236V235H83ZM105 236H107V235H105ZM13 237H14V239L16 238L15 237V235H14V233H13ZM49 237H50V235H49ZM79 237V236H78ZM89 237H91V236H89ZM93 237H95L94 235H93ZM122 237V236H121ZM135 237V236H134ZM137 237V236H136ZM260 237V236H259ZM18 238H19V235H18ZM21 238V239H22ZM85 238V237H84ZM119 238H120V236H119ZM142 238H139V239H142ZM80 239V238H79ZM121 239V238H120ZM132 239H133V237H132ZM138 238H134V240H137ZM138 239V240H139ZM92 240H95V239H92L91 238V240L90 241H92ZM25 241V240H24ZM30 241V240H29ZM83 241H86V240H83ZM104 241V240H103ZM87 242V241H86ZM89 242V241H88ZM102 242V241H101ZM108 242V244H107V246H106V249H105V247L103 246V248H104V250L103 251H101L100 252V254L103 256V257H98L96 254H98L97 252H94L93 250H91V257H88L87 259H85V260H87L89 263L88 264H112V262H111V260L109 259V254L111 255V256H113V258H114V260L116 259V261L119 263V264H128V260H127V253H126V251L124 250V248L119 244V246H120V248H119V246H118V244H116V245H113L112 243H111V240H110V238H109V240L107 241ZM131 242V241H130ZM134 242V241H133ZM80 243V242H79ZM97 243V242H96ZM99 243V242H98ZM103 243V242H102ZM81 244V243H80ZM127 244V243H126ZM193 244V243H192ZM100 245H101V243H100ZM254 245H256L257 247H259V248H263L264 247V243H262L261 244V242H260V239H255L254 240ZM128 246V245H127ZM132 246V245H131ZM138 246V245H137ZM78 247V246H77ZM73 248V247H72ZM102 248V247H101ZM101 248H100V250H101ZM46 249H47V247H46ZM133 249V248H132ZM136 249V248H135ZM173 249V248H172ZM76 250V249H75ZM129 250V249H128ZM127 250V251H128ZM211 250V249H210ZM78 251V250H77ZM156 251V250H155ZM130 252V251H129ZM259 252V251H258ZM219 254V253H218ZM218 254H217V256H218ZM180 255V254H179ZM222 254H220L219 256H221ZM80 258V257H79ZM146 258H147V255H146ZM208 258V257H207ZM219 258V257H218ZM221 258V257H220ZM224 258V257H223ZM74 259V258H73ZM210 259V258H209ZM113 260V259H112ZM190 260V259H189ZM224 260V259H223ZM22 261V260H21ZM21 261H19L17 264H21ZM73 261V260H72ZM205 263V262H204ZM199 264H200V262H199Z\"/></svg>","mask_w":264,"mask_h":264},{"label":"water","instance_id":"obj_3","mask_svg":"<svg viewBox=\"0 0 264 264\" xmlns=\"http://www.w3.org/2000/svg\"><path fill=\"white\" fill-rule=\"evenodd\" d=\"M101 2V0H99ZM107 2H109V0H107ZM106 2V3H107ZM140 10L145 12V13H148L151 11V5L148 1H145L143 3H141L140 5ZM86 263H89L87 260H86Z\"/></svg>","mask_w":264,"mask_h":264},{"label":"snow or ice","instance_id":"obj_4","mask_svg":"<svg viewBox=\"0 0 264 264\" xmlns=\"http://www.w3.org/2000/svg\"><path fill=\"white\" fill-rule=\"evenodd\" d=\"M101 2H102V3H106V2H107V0H101Z\"/></svg>","mask_w":264,"mask_h":264}]
</instances>
